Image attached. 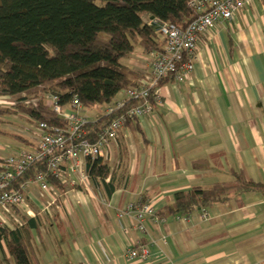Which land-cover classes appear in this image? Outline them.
I'll use <instances>...</instances> for the list:
<instances>
[{
    "label": "crops",
    "instance_id": "0c3cea01",
    "mask_svg": "<svg viewBox=\"0 0 264 264\" xmlns=\"http://www.w3.org/2000/svg\"><path fill=\"white\" fill-rule=\"evenodd\" d=\"M145 55L137 48L127 64L139 72ZM157 91L154 113L113 142L105 183L89 178L83 193L65 165L66 188L48 208L49 197L33 186L32 214L25 216L41 224L36 264H264L263 193H245L242 202L234 198L189 218H147L145 233L136 217L143 202L158 212L179 192L231 183L233 172L264 184V0L203 33L190 78ZM14 146L17 152L24 145ZM200 160L209 165L194 168ZM130 205L134 210L120 217ZM140 242L149 245L150 257L129 259Z\"/></svg>",
    "mask_w": 264,
    "mask_h": 264
},
{
    "label": "trees",
    "instance_id": "16d2710c",
    "mask_svg": "<svg viewBox=\"0 0 264 264\" xmlns=\"http://www.w3.org/2000/svg\"><path fill=\"white\" fill-rule=\"evenodd\" d=\"M146 17L155 25H149ZM196 17L190 0H0V97L15 99L17 111L36 126L41 122L65 125L66 121L46 103L52 94L60 96L64 105L76 96L85 110L99 106L106 109L121 92L137 84L139 73L127 64L137 48L145 54L163 50L165 39L159 25L170 23L184 28ZM32 91L35 95L31 98L23 96ZM33 99H38L37 104L32 103ZM138 104L130 101L116 114H101L94 121L89 116L85 138L95 142L99 132ZM5 114H13L12 108H0V115ZM137 122L129 121L127 126L137 128ZM1 123L0 119V135L4 134ZM16 137L26 146L21 150L34 148V141L27 143L24 137ZM61 153L63 150L55 156ZM208 165L200 160L193 167ZM46 171L47 163H35L11 187H20ZM86 171L93 183H105L111 175L107 161L101 158H88ZM65 172L63 176L48 177V182L62 193L66 188ZM233 175L231 183L196 186L177 193L173 203L158 211L156 217L189 218L234 198L242 202L248 192L264 194V184L249 180L244 173ZM14 215L20 220H14V228L0 221V264H36L34 236L41 224L19 210Z\"/></svg>",
    "mask_w": 264,
    "mask_h": 264
},
{
    "label": "built area",
    "instance_id": "2783aa9c",
    "mask_svg": "<svg viewBox=\"0 0 264 264\" xmlns=\"http://www.w3.org/2000/svg\"><path fill=\"white\" fill-rule=\"evenodd\" d=\"M253 1L190 0V6L197 17L186 27L170 23L160 24L159 31L165 39L163 50L152 51L145 55L143 66L138 72L140 79L137 84L121 92L126 99L117 97L114 103L104 110L103 116L116 114L130 101L139 104L130 107L99 132L95 142L85 138V127L90 122V118L78 97L74 96L69 104L64 105L60 96L49 95L46 100L47 105L66 123L60 127L39 123L33 131L36 137L34 148L21 150L1 160L0 167L3 169L0 172V221L10 225L9 218L14 217L16 210L31 216L30 201L34 199V185L37 186L40 197L45 195L49 197L50 201L47 202L46 208L54 204L59 194L48 182V177L63 176L62 168L65 162H69L71 171L81 182V191L86 193L90 180L88 172L84 169L86 160L88 158L108 160L113 142L120 138L128 122L140 121L154 113L155 105L161 101L158 87L162 83L173 81L182 83L190 78L195 70L200 36L218 23L232 21L239 11ZM145 20L149 25H155L150 18L146 17ZM37 102L38 99L32 100L33 104ZM61 150L63 153L55 156V153ZM40 162L47 163L46 172H39L20 187H11L33 164ZM133 210L132 205L127 206L120 211L119 216L123 217L125 213ZM156 213L157 211L149 203L142 204L141 208L136 209L138 229L142 233H145L147 218L156 217ZM127 255L132 260H147L151 255V249L148 244L140 242L130 248Z\"/></svg>",
    "mask_w": 264,
    "mask_h": 264
},
{
    "label": "rangeland",
    "instance_id": "374dc122",
    "mask_svg": "<svg viewBox=\"0 0 264 264\" xmlns=\"http://www.w3.org/2000/svg\"><path fill=\"white\" fill-rule=\"evenodd\" d=\"M35 95V91L29 92L27 94H24L23 96L32 97ZM123 93L119 94L117 97H122ZM15 99H10L7 97H0V108H12L13 114H5L0 115L1 119V129L4 131V134L0 135V160L6 158L9 153H12L14 150H17V146L14 145H20L21 143H18V139L16 136H22L27 140L28 142L35 141V136L33 135V131L36 129V124L33 122L28 121V116L24 115L17 111L15 107ZM105 110V107L99 106L95 109H86L87 115H90L91 118H95L98 114H103ZM103 116V115H102ZM29 130H32V132H29ZM16 135V136H14ZM36 143H34L35 145ZM23 145V143L21 144ZM26 147V146H23ZM23 147H20L22 149ZM68 174V173H67ZM65 175L67 178L70 176ZM76 178H78L75 175ZM40 198V197H39ZM41 199V198H40ZM45 199V198H43ZM46 200V199H45ZM44 202V201H43ZM46 203V202H44ZM23 213L22 211H20ZM25 215V213H23ZM13 218H9V221H12ZM15 223V222H14ZM14 223L10 225V227L14 228Z\"/></svg>",
    "mask_w": 264,
    "mask_h": 264
}]
</instances>
